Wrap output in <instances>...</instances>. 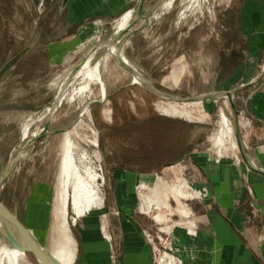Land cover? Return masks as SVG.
Here are the masks:
<instances>
[{"label": "rangeland", "instance_id": "1", "mask_svg": "<svg viewBox=\"0 0 264 264\" xmlns=\"http://www.w3.org/2000/svg\"><path fill=\"white\" fill-rule=\"evenodd\" d=\"M168 1L146 0L143 14L149 22L124 47L131 67L160 92L180 99L236 89L240 110L238 99L246 97L247 93H243L248 84L258 78L264 81V0H174L170 7H164ZM255 1L260 5L255 6ZM60 3L61 0H0V70L30 48L0 80L3 168L37 136L34 134L41 133L51 118L49 133L28 147L8 173L0 201L45 246L64 133L71 131L80 174L86 177L84 172L92 169L104 177V182H97L104 203L114 201L113 189L126 180L131 201L142 213L139 217L145 235L154 239L149 244L152 264H159L173 241L172 235L160 228L186 221L178 216L179 203L170 193L162 198L168 201V211L158 210L156 205L148 210L147 200L154 199V187L165 185L168 190L176 188L185 194L187 198H179L181 206L186 207V203L196 220L207 193L204 198L191 199L199 197L194 195L196 187L207 186L190 155H209L215 160L233 155L232 160L249 171L239 150L233 149L234 133L228 145L219 144L226 131L221 111L230 120L231 108L225 99L218 98L202 104L170 103L147 84L133 81L135 77L130 72L112 61L110 71L104 75L106 101L93 102L89 114L83 116L81 109L88 99L63 102L53 116L32 124L23 140L24 126L54 103L62 77L77 67L115 26L116 19L88 25L63 59L52 60L47 45L57 41L58 31L67 20L58 16ZM136 3L132 0L127 11ZM142 24L138 22L137 27ZM173 72L179 75L177 84ZM174 110L185 116L174 115ZM95 138L99 148L93 145ZM121 170H128L130 176L121 178ZM142 180L147 182L141 184ZM159 215L164 218L162 226L154 219ZM73 217L70 210L71 230L78 244L81 218L73 224ZM29 258L32 264H38L36 257Z\"/></svg>", "mask_w": 264, "mask_h": 264}, {"label": "crops", "instance_id": "2", "mask_svg": "<svg viewBox=\"0 0 264 264\" xmlns=\"http://www.w3.org/2000/svg\"><path fill=\"white\" fill-rule=\"evenodd\" d=\"M131 1L61 0L58 16L67 20L57 41L47 45L51 59H63L85 27L119 18ZM258 79L248 84L246 97H239L238 102L247 153L264 170V81ZM230 156L218 160L209 155L189 156L207 186L196 187L199 198L206 197L205 193L207 197L196 220L188 206L197 236L189 237L182 228L174 230L180 264H264V177L244 171ZM120 173L123 179L130 176L128 170ZM122 183L113 189L114 201L81 218L75 264H152V250L139 217L142 213L131 201L126 180Z\"/></svg>", "mask_w": 264, "mask_h": 264}, {"label": "bare ground", "instance_id": "3", "mask_svg": "<svg viewBox=\"0 0 264 264\" xmlns=\"http://www.w3.org/2000/svg\"><path fill=\"white\" fill-rule=\"evenodd\" d=\"M173 2L174 0H169L164 7H170L173 4ZM134 19H135L134 8L128 10L127 12L122 14L119 18H117L114 22L115 26L113 31L106 38L98 42L94 46V48L85 56L83 61L79 63L77 67L75 68L72 67L73 69L69 70L64 75V77H62L61 80L59 79L60 81L58 80L60 83L57 90L58 94L55 98L54 103L51 106L47 107L44 111H41L39 114L37 115L35 114L36 116L33 119H30V121L24 126L22 130L23 140L27 139L29 129L31 130L30 127L32 124L43 121L46 117L53 116L57 111L58 107L61 106L63 102L72 103L73 101H76L78 99H88L89 101L85 103V105L81 109V115L83 116L89 114V107L93 102L98 100L100 103L101 102L103 103V101H106L107 87H106V81L104 79V75L105 73L110 71L112 67L111 65L112 61L118 63V60L120 59L125 64L131 66L129 60L124 55V47L126 43H123L125 37H121V34L130 27ZM135 27L138 28L137 26ZM135 27L133 29H135ZM173 74L174 75L172 76L174 83L177 84L179 80V75L174 72ZM133 81H135L136 83H146V81L139 76H136ZM95 86L97 87V89H95ZM221 92L224 93L227 91H221ZM218 99H225L231 108L230 102L227 99V97L221 96ZM204 102L205 101L203 102L197 101L194 103H183V104L184 105L202 104ZM170 103H174V102H170ZM108 114L110 116V111H108ZM173 114L185 116L184 115L185 113H180L179 111L176 110L173 111ZM221 116L226 131L224 134L220 136L219 144L228 145L229 140L231 139L233 133L235 137L234 125L232 118L229 120L226 117L227 115L225 116L224 111H221ZM70 132L64 133V138L62 143V153H61L59 172H58L59 174L57 176L56 184H55V192L51 206L50 224L46 236V245L43 246L33 235V233L28 229V227L23 225L18 220V218H16L13 214L9 212L10 214V215L8 214L9 219H11L12 221L16 220L26 230L17 229L15 234L17 239V249H15L9 246L7 242L2 238L1 219H0V264H32L29 255L36 257L38 264H75L78 254V244L75 238L73 237L71 230L72 224L70 223V210L74 215L73 217V224H74V222H76L77 219L84 217L93 209L102 208L104 201L100 195L99 192L100 188L97 182L100 179L103 180L104 182V177L102 175L93 173L91 171L92 169L91 170L87 169V167H86L87 170L84 172V174H86V177L80 174L79 167L75 163V158L73 153L74 144ZM38 134L39 133H36L34 135H38ZM232 143H233V149L239 150L237 140L236 143L235 142ZM93 145L96 147L99 146L98 139L95 138V140L93 141ZM253 164L255 165L254 162ZM145 182H147V180L145 181L142 180L141 184ZM187 190L193 191L190 187L189 188L187 187ZM184 191L186 192V188ZM153 192L155 195L154 199L147 200L150 201L149 202L150 206L148 207L149 208L148 210H150L153 205H156V208L158 210L161 209L168 211L169 210L168 201H163L162 198L163 195L164 197L166 195L167 198V196L172 194L174 195L175 199L173 197L172 198L179 203V207H177V213L179 215L178 214L176 215L180 216L181 220L183 219L184 221H186L184 224H181L182 221H178V222H173V224H171L170 226L163 227L162 226L163 223L161 222L164 221V218L162 216L160 215L156 217L154 216V219H156L159 223L153 219L158 225L162 226L160 228L161 232L170 234L173 237L172 244L170 245L171 250L164 253L162 258L159 260V264H180V260L177 258V253L179 249L176 248V244H175L176 238L174 235V230L176 228H182L186 231L189 237L195 238L197 236L196 226L191 221V210L188 208V205L186 203L184 204L187 208L181 206L179 200V198H183V197L187 198V196L185 194L184 195L181 194V192L176 188L173 189L169 188L168 190L167 186L165 185L162 187H157V186L154 187ZM194 195L200 197L201 193L196 190V193H194ZM199 197H194L192 199H196ZM148 214L150 215L151 212L150 213L148 212Z\"/></svg>", "mask_w": 264, "mask_h": 264}, {"label": "water", "instance_id": "4", "mask_svg": "<svg viewBox=\"0 0 264 264\" xmlns=\"http://www.w3.org/2000/svg\"><path fill=\"white\" fill-rule=\"evenodd\" d=\"M66 2H67V0H64V3H66ZM145 3H146V0H137L136 6L134 7L135 19L131 23L130 27L121 34V37H125L123 43H127V41L133 35H135V33L141 31L145 27V25L149 22V17H147L146 15L143 14ZM140 21H142L143 24L141 25V27L136 28L135 26H137L138 22H140ZM134 27H135V29H133ZM29 50H30V48L25 49L24 51L19 53L16 57H14L12 60H10L6 65H4V67L0 70V80L24 55H26L29 52ZM118 63L123 69L130 72L134 77L139 76V77L143 78V76L141 74H139L131 66L125 64L122 60L119 59ZM145 81H146L145 84H147L148 86L150 85L149 88L157 96H159L163 99L169 100L171 102L194 103L197 101L203 102V101L208 100V99L219 98L221 96L227 97V99L229 100L230 105H231V118L233 121L235 137H236V140L238 143L239 153L242 157V160H243L244 164L246 165V167L252 173H255V174H258V175L264 177V170L253 164V161L250 159V157L247 153L244 141H243L241 128H240V114H239L240 112H239L237 101L235 98L236 89L231 90V91H227L224 93L218 92V93H212V94H208V95L198 96L195 98L180 99V98L165 94L163 92H160L153 85H151L147 80H145ZM222 94H224V95H222ZM50 120H51V118L47 121V124L45 125V127L43 128L41 133H39L37 136H35L29 142V144L16 157L13 158L11 163L6 168H3L2 158L0 156V191L3 188L4 182H5V179L8 175V173L13 169L15 162L25 153V151L28 149V147H30L31 145H33L34 143H36L37 141H39L40 139H42L44 136H46L49 133ZM59 132H61V131H56V133H59ZM8 214H9L8 209L0 201L1 236L7 242V244L9 246L17 249V239H16V235H15L16 231H17V229H23V230H26V229L23 226H21L16 220L12 221L11 219H9ZM119 264H121V263L119 262Z\"/></svg>", "mask_w": 264, "mask_h": 264}, {"label": "built area", "instance_id": "5", "mask_svg": "<svg viewBox=\"0 0 264 264\" xmlns=\"http://www.w3.org/2000/svg\"><path fill=\"white\" fill-rule=\"evenodd\" d=\"M146 238H147V240H148L149 244H151V245H152V244L154 243V239H153V238H151V237H150V235H148V234H147V235H146Z\"/></svg>", "mask_w": 264, "mask_h": 264}]
</instances>
